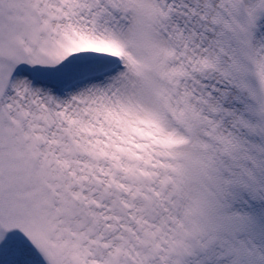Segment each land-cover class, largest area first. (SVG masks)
<instances>
[{
    "label": "snow or ice",
    "instance_id": "obj_1",
    "mask_svg": "<svg viewBox=\"0 0 264 264\" xmlns=\"http://www.w3.org/2000/svg\"><path fill=\"white\" fill-rule=\"evenodd\" d=\"M0 264H264V0H0Z\"/></svg>",
    "mask_w": 264,
    "mask_h": 264
}]
</instances>
